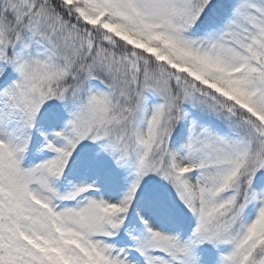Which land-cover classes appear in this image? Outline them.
<instances>
[{
    "label": "snow or ice",
    "instance_id": "1",
    "mask_svg": "<svg viewBox=\"0 0 264 264\" xmlns=\"http://www.w3.org/2000/svg\"><path fill=\"white\" fill-rule=\"evenodd\" d=\"M0 264H264V0H0Z\"/></svg>",
    "mask_w": 264,
    "mask_h": 264
}]
</instances>
